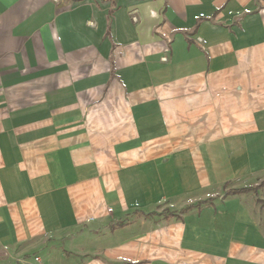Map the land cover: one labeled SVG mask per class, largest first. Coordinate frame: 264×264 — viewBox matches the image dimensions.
Wrapping results in <instances>:
<instances>
[{"label": "crops", "instance_id": "1", "mask_svg": "<svg viewBox=\"0 0 264 264\" xmlns=\"http://www.w3.org/2000/svg\"><path fill=\"white\" fill-rule=\"evenodd\" d=\"M0 264H264V0H0Z\"/></svg>", "mask_w": 264, "mask_h": 264}, {"label": "rangeland", "instance_id": "2", "mask_svg": "<svg viewBox=\"0 0 264 264\" xmlns=\"http://www.w3.org/2000/svg\"><path fill=\"white\" fill-rule=\"evenodd\" d=\"M200 42H202L201 40H200ZM174 147H180V146H174ZM109 209V208H108ZM168 213H169V211H165V210H163V211H161V213H159V214H157V216L155 215V214H153L151 217H150V219L152 220V219H155V218H159L158 219V221L159 222H163V221H166V220H164V218H166L167 216H168ZM132 214V218L133 219H141V218H147V217H149V214H144V213H141V212H138V211H135V212H132L131 213ZM169 215H171L170 217H173L172 215V213L171 214H169ZM167 219V218H166ZM170 220H172V219H170ZM169 221V220H168Z\"/></svg>", "mask_w": 264, "mask_h": 264}, {"label": "trees", "instance_id": "3", "mask_svg": "<svg viewBox=\"0 0 264 264\" xmlns=\"http://www.w3.org/2000/svg\"><path fill=\"white\" fill-rule=\"evenodd\" d=\"M250 191L249 189H240V190H234L233 193H243V192H247Z\"/></svg>", "mask_w": 264, "mask_h": 264}, {"label": "built area", "instance_id": "4", "mask_svg": "<svg viewBox=\"0 0 264 264\" xmlns=\"http://www.w3.org/2000/svg\"><path fill=\"white\" fill-rule=\"evenodd\" d=\"M90 25H93L92 23H90ZM163 61H166V58H162ZM108 212H111V209H107ZM38 261V258L36 259Z\"/></svg>", "mask_w": 264, "mask_h": 264}]
</instances>
